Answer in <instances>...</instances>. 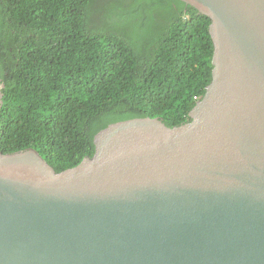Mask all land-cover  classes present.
I'll use <instances>...</instances> for the list:
<instances>
[{"label": "water", "instance_id": "obj_1", "mask_svg": "<svg viewBox=\"0 0 264 264\" xmlns=\"http://www.w3.org/2000/svg\"><path fill=\"white\" fill-rule=\"evenodd\" d=\"M181 1L213 44L190 119L110 123L60 171L0 150V264H264V0Z\"/></svg>", "mask_w": 264, "mask_h": 264}, {"label": "trees", "instance_id": "obj_2", "mask_svg": "<svg viewBox=\"0 0 264 264\" xmlns=\"http://www.w3.org/2000/svg\"><path fill=\"white\" fill-rule=\"evenodd\" d=\"M209 23L181 0H0V150L60 171L110 123L188 121L211 79Z\"/></svg>", "mask_w": 264, "mask_h": 264}]
</instances>
